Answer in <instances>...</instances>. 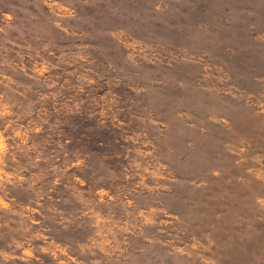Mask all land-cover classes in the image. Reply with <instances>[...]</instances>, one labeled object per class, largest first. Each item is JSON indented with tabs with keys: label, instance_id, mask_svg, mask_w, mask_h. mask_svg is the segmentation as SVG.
Wrapping results in <instances>:
<instances>
[{
	"label": "rangeland",
	"instance_id": "obj_1",
	"mask_svg": "<svg viewBox=\"0 0 264 264\" xmlns=\"http://www.w3.org/2000/svg\"><path fill=\"white\" fill-rule=\"evenodd\" d=\"M0 264H264V0H0Z\"/></svg>",
	"mask_w": 264,
	"mask_h": 264
}]
</instances>
